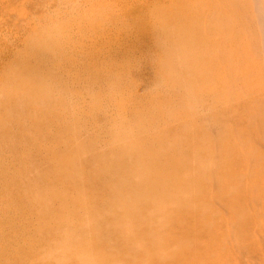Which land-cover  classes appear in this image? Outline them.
I'll return each instance as SVG.
<instances>
[{"label":"rangeland","instance_id":"obj_1","mask_svg":"<svg viewBox=\"0 0 264 264\" xmlns=\"http://www.w3.org/2000/svg\"><path fill=\"white\" fill-rule=\"evenodd\" d=\"M0 70V264H264V0H0Z\"/></svg>","mask_w":264,"mask_h":264},{"label":"bare ground","instance_id":"obj_2","mask_svg":"<svg viewBox=\"0 0 264 264\" xmlns=\"http://www.w3.org/2000/svg\"><path fill=\"white\" fill-rule=\"evenodd\" d=\"M202 1V0H201ZM204 1V0H203ZM144 4V3H143ZM145 5V4H144ZM147 5V4H146ZM203 5V4H202ZM214 6V5H213ZM139 9V8H138ZM137 9V10H138ZM215 9V8H214ZM132 10V9H131ZM134 10V9H133ZM133 10L131 11V12H133ZM140 10V9H139ZM138 10V11H139ZM128 11V10H127ZM140 13V12H139ZM166 21V20H165ZM170 21V20H169ZM162 23H164L163 22V20H162ZM166 23V22H165ZM163 24V25H159L158 27H151L150 25H148L147 23L146 24H142L141 25V29L145 32V33H148V35H150V36H152V39L154 38V37H158V36H162L163 38L165 37L166 39L168 38H174L173 37V33H172V27H171V23L169 24L168 23V21H167V23L166 24ZM183 34V33H182ZM44 35V34H43ZM185 35V34H184ZM183 35V36H184ZM161 37V38H162ZM158 38H160V37H158ZM186 38H187V36H186ZM155 39V38H154ZM183 39V38H182ZM170 40V39H169ZM182 41V40H181ZM118 42H120V41H118ZM170 42H171V40H170ZM172 43V42H171ZM170 43V44H171ZM116 45V44H115ZM174 45V44H173ZM117 46V45H116ZM177 47V46H176ZM176 47H173L172 45H171V47H169L168 48V50H169V52H172V54L170 53V59H172L171 58V56H176V54L178 53V50H176ZM49 48V47H48ZM51 50V49H50ZM166 50V49H165ZM167 50V51H168ZM137 52V51H136ZM149 52V51H148ZM120 53V52H119ZM131 53H132V51H131ZM138 53V52H137ZM211 53V52H210ZM181 54V53H180ZM120 55V54H119ZM118 55V56H119ZM124 55V54H123ZM134 55V54H133ZM133 55H130V56H132L133 57ZM114 57V56H113ZM112 57V58H113ZM147 57V56H146ZM125 58V57H124ZM21 59V58H20ZM169 59V60H170ZM191 59V58H190ZM118 61V60H117ZM171 62V61H170ZM187 61H186V59L184 60V62L183 63H180V61H178V60H172V63H170V65H168L167 67H163L164 69H161V70H165V72L166 73H168V74H170L171 73V75L173 74V72H174V70H176V66H178V65H181V66H183L184 65V67L186 68V67H188L187 66V64H188V62L186 63ZM167 63V62H166ZM169 63V62H168ZM163 65V64H162ZM141 66V65H140ZM189 68V67H188ZM89 69V68H88ZM1 71V70H0ZM2 74V73H1ZM107 76V75H106ZM10 78V77H9ZM29 79V78H28ZM176 79V78H175ZM104 80V79H103ZM106 80L107 81H109L110 83H112L113 84V78H112V76H110V77H106ZM115 80V79H114ZM26 81V80H25ZM31 82V81H30ZM37 82V81H36ZM36 82H34V80H33V86H36L35 85V83ZM32 83V82H31ZM105 83V82H104ZM38 84V83H37ZM115 84H116V81H115ZM5 85V84H4ZM32 85V84H31ZM117 85V84H116ZM6 86V85H5ZM112 86V85H111ZM3 87V86H2ZM9 87V86H8ZM32 87V86H31ZM114 87V86H113ZM118 87V86H117ZM1 88V87H0ZM47 89V88H46ZM114 89V88H113ZM30 90V89H29ZM31 91V90H30ZM36 91V90H35ZM49 92V91H48ZM2 94V92H0V95ZM106 94V93H105ZM28 95V94H27ZM43 95V94H42ZM46 95H48V94H46ZM64 95V94H63ZM110 95V94H109ZM3 96V95H2ZM39 97V96H38ZM36 98V97H35ZM0 99L1 100H3L2 98H1V96H0ZM12 101V100H11ZM38 101V100H37ZM48 101V100H47ZM35 102V101H34ZM106 102H108V101H106ZM12 103V102H11ZM27 103V102H26ZM46 103V102H45ZM44 103V104H45ZM113 103V102H112ZM16 105V104H15ZM38 105V104H37ZM10 106V105H9ZM44 106V105H43ZM116 106V105H115ZM22 107H23V105H22ZM7 108H8V106H7ZM116 108V107H115ZM66 109H67V107H66ZM92 109V108H91ZM25 109H23V111H24ZM10 111V110H9ZM8 111V112H9ZM22 111V112H23ZM41 111V110H40ZM95 113V112H94ZM94 113H92V114H94ZM104 121H106V120H104ZM118 121H119V119H118ZM113 122H115V124L117 123L115 120H113ZM99 123H102V121L101 122H99ZM98 123V124H99ZM107 123V122H106ZM112 123V122H111ZM101 125V124H100ZM120 126V125H119ZM118 126V127H119ZM122 126V125H121ZM107 127H108V125H107ZM125 127V126H124ZM106 128V127H105ZM121 129H122V127H120ZM119 128V129H120ZM99 129H102V127H100L99 126ZM118 129V130H119ZM81 130V129H80ZM85 130V129H84ZM115 131V130H114ZM117 131V130H116ZM120 131V130H119ZM101 132V131H100ZM122 133V132H121ZM84 134V133H83ZM86 134V133H85ZM115 134H116V132H115ZM126 135V134H125ZM124 135V136H125ZM86 136V135H85ZM88 136V135H87ZM126 137V136H125ZM88 138V137H87ZM121 138V137H120ZM119 138V139H120ZM125 139V138H124ZM100 140H102V139H100ZM105 140V139H104ZM114 140V138L112 139V141ZM64 144V146H65V148L67 147V143L65 144V143H63ZM62 144V145H63ZM74 144V143H73ZM79 144V143H78ZM77 144V145H78ZM99 144V143H98ZM71 145V144H70ZM69 146V145H68ZM75 146V145H74ZM84 147V145H81L80 144V146L79 147ZM9 147V145L6 143L5 144V142L3 143V142H1L0 141V153H1V151L3 152V153H5V151H6V149ZM62 147V146H61ZM62 150H63V148H61ZM79 150H80V148H79ZM81 151V150H80ZM82 151H83V153L85 154V153H87L88 151H89V148H87V149H82ZM92 151V150H91ZM7 153H9V152H7ZM89 154V153H88ZM91 158H93V157H91ZM112 161V160H111ZM81 163H82V161H81ZM75 164V163H74ZM85 165H86V167L85 168H87V169H89V170H91L92 172H93V174H95V175H101L104 171H105V169L104 168H102V166H99V167H95L94 166V164H92V163H90V162H88L87 163V161L85 162ZM73 166V165H72ZM74 167H75V165H74ZM105 167H106V165H105ZM111 168V167H110ZM4 170H6L7 168H3ZM117 169V168H116ZM115 169V170H116ZM4 170H0V173L3 171L4 172ZM104 170V171H103ZM6 177V176H5ZM137 178V177H136ZM7 181V180H6ZM4 204V203H3Z\"/></svg>","mask_w":264,"mask_h":264}]
</instances>
